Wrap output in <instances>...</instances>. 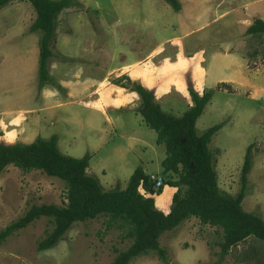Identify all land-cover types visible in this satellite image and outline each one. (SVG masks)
Masks as SVG:
<instances>
[{
	"label": "rangeland",
	"instance_id": "rangeland-1",
	"mask_svg": "<svg viewBox=\"0 0 264 264\" xmlns=\"http://www.w3.org/2000/svg\"><path fill=\"white\" fill-rule=\"evenodd\" d=\"M215 2L210 0L207 5V16ZM227 3H233V7L225 6L218 12L233 8L234 13L212 22L208 33L184 34L196 23L187 22L185 16L181 19L164 0H71V5L57 15L50 44L53 56L48 60L49 74L58 85L56 82L55 86L45 85L50 88L41 93L40 33L29 31L35 12L25 0L11 1L0 9V138L30 143L37 137L48 139L56 135L62 154L74 158L90 155L87 172L99 180L104 191L124 189L133 171L141 168L152 181L162 182L160 189L154 186L158 194L152 197L155 208L167 213L175 189L166 182L177 177L163 173V145L156 143L155 132L137 114L135 102L125 104L121 98L125 92L121 94L114 88V80L122 78L121 75L110 74L144 57L146 64L149 62L158 70L154 76L169 70L177 73L172 76V83L176 84L173 93L155 94V101L166 113L181 116L192 104L189 86L199 95L211 92V100L195 128L200 135L209 127L221 126L208 149L213 154L222 192L234 196L240 190L244 156L251 146L252 165L242 208L264 221V39L245 33L255 19L264 20V0ZM232 20L234 26L232 22L228 25L227 21ZM175 37H180L177 43L171 40ZM181 43L186 54H194L195 62L202 66L200 69H207L203 83L194 84L190 71L182 72L185 58L178 53L181 51L187 57L190 54L180 50ZM219 48H228L230 52L224 55L217 51ZM215 52L218 55L214 57ZM151 53L152 57L148 56ZM69 63L85 65L86 70L81 73L91 76L85 78L87 86L105 81L93 88L100 92V97L103 94H109V99L115 97L106 107L101 106L103 111H97L92 98H85L84 94L68 99L60 86L67 87L72 82L71 72L64 80L60 79L67 74ZM179 75L187 94L179 92ZM221 82L228 83L229 89L220 88ZM115 100L120 104H115ZM31 117H36L38 124L29 123ZM65 190L63 181L40 171L22 172L6 167L0 176V231L31 205H63ZM51 228L49 220L42 217L3 240L0 264H109L131 243L122 238L123 231L107 227L106 219L98 218L74 223L54 247L37 251V242ZM221 241L220 229L201 225L198 219L191 218L160 236L166 261L150 252L130 264H264V241L250 237L219 261Z\"/></svg>",
	"mask_w": 264,
	"mask_h": 264
},
{
	"label": "trees",
	"instance_id": "trees-1",
	"mask_svg": "<svg viewBox=\"0 0 264 264\" xmlns=\"http://www.w3.org/2000/svg\"><path fill=\"white\" fill-rule=\"evenodd\" d=\"M11 1L0 0V9ZM25 1L35 12L29 31L40 33L38 90H41L45 85L55 86L48 68V60L53 55L50 44L57 15L71 5V0ZM164 1L174 12L180 11L178 0ZM245 33L264 39V21L255 19ZM113 84L138 95L136 112L145 125L155 132L156 143L164 147L165 157L161 162L163 173L177 177L166 182L167 186L175 189L169 211L163 213L155 208L152 196L158 194L154 190L156 182L141 168L133 171L124 189L115 187L111 191H104L99 181L87 172L90 155L74 158L62 154L56 136L48 139L38 137L27 144L0 142V176L8 166L22 172L40 171L63 181L66 189L63 205H31L21 217L0 231V243L42 217L49 220L52 228L37 242L39 252L54 247L74 223L105 218L107 227L115 226L123 231L122 238L131 240L130 245L119 251L109 264H130L132 260L150 252H156L166 261L165 250L159 243L160 236L191 218L198 219L201 225L221 230L219 261L250 237L264 241L263 219L242 208L252 165L251 146L247 147L244 156L240 190L231 196L218 187L213 154L208 149L212 136L221 126L209 127L200 135L196 132V121L211 100V92L204 91L199 95L189 86L192 104L181 116L175 117L163 111L155 101L153 91L140 83L122 76ZM219 87L229 89L226 83H220Z\"/></svg>",
	"mask_w": 264,
	"mask_h": 264
},
{
	"label": "crops",
	"instance_id": "crops-1",
	"mask_svg": "<svg viewBox=\"0 0 264 264\" xmlns=\"http://www.w3.org/2000/svg\"><path fill=\"white\" fill-rule=\"evenodd\" d=\"M227 1L228 0H226V1L225 0H216L214 9L210 10V16H207L208 12H206V9H207V5L210 4V0H178V2L180 3L181 9H180V11L176 12L177 16H180L181 19L183 16H185L187 19V22H195L196 23L195 27H194L195 29L191 28L190 31H186L184 34H190L193 31H200V32L208 33L207 30L210 28L212 22L220 21L221 19H225V17L227 19L229 17L230 12H231V14L234 13L233 8L231 10L229 8H227V9L222 10L221 12H218V10H217V9L223 8L225 6L230 7V5L233 4V3L228 4ZM186 4H189L190 7H187ZM232 7H233V5H232ZM259 19L262 20L263 18L260 17ZM229 22H232L231 26H234V20L227 21L228 25H229ZM249 25H250V23H249ZM171 40L173 42L177 43L180 40V37H175V38H172ZM181 45L184 46V44L181 43L180 45H178L181 48L180 50H182L183 53L185 52V54H186V50ZM217 51L219 53L223 52V54L226 55L230 52V49L219 48V49H217ZM215 53H213L214 57L218 55V53H216V54ZM176 54H175V56H177ZM187 54L188 55L190 54V56L187 57L185 55H182L181 51H180V53H178V56H180V58H185L184 62L186 63V67H184L182 69V72L187 73L188 71H190L189 72L191 74L190 79H193L194 84L195 83L196 84L197 83L198 84L203 83L202 77H206V74H207L206 70L207 69L206 70L200 69V68H202V66L198 62H195L196 58L193 57V55H194L193 53L188 52ZM152 55H153L152 53L148 54V56H151V57H152ZM144 59H145L144 57L143 58L141 57L138 60H136L135 62H133L129 65L123 66L120 70L110 72V74L111 75L114 74L115 77H119L120 75H121V77L125 76V77L129 78L132 82L144 83V84H142V83H140V84L143 85L144 87H146L147 89L153 91L154 97H155V94L156 95L159 94L160 91H162V95H168L169 93H173L172 87H175L176 84L172 83V76H174L177 73L173 74V72L169 70L167 72H164V74H161V76H154V75H156V73H158V70L153 68V65H150L149 62H148V64H146L147 62H145ZM186 59H188L189 61L186 62ZM66 67H68L66 69L67 74L63 78H61L60 80H64L68 76L69 72H71L72 82H69L67 84L68 85L67 87L63 86L62 84H61L62 86H60V85L59 86L61 87V89H62V87H63V89H65L66 95L68 96V99L72 100L73 98H76L75 97L76 95L82 96V94H84L85 98H92L91 102H92V104L93 103L95 104L93 106L97 111H103L101 106L104 105L106 107L108 105V101L110 99L115 98L113 96L110 99L107 98V96L109 94H103L100 97V94H99L100 92L97 93L96 91H94L93 88L100 86L105 81L99 80L97 85L95 82H91V83H89V86H87L85 78H87V77L91 78V76H84V73H81L82 71L86 70L85 65L81 66V65H78L75 63H69L68 65H66ZM87 71H89V70H87ZM179 76H180L179 77L180 79H178V82L180 84V85H178V87L180 89L179 92L183 93V91H184V94H187L184 83L181 79L182 75H179ZM55 82L58 85V82L57 81H55ZM226 82H230V80H226ZM226 82H221V83H226ZM226 84H228V83H226ZM113 86L115 89L120 91L121 94H122V91L125 92L122 95L123 97H121L122 100L125 102V104L135 102V105H136L135 108L138 107L139 97L135 92H133L129 89L127 90L126 88H122L120 86H116V85H113ZM45 88L48 90L50 87H48V86L43 87L41 90H39V92H41V93L45 92L46 91ZM96 90L99 91V89H96ZM108 93H113V91L108 92ZM56 99H59V98H56ZM102 100H103V102H102ZM117 101L116 100L114 101L115 104H120V102L117 103ZM96 104H98V105H96ZM117 106H118V108H121L122 104L117 105ZM8 117H10V116H8ZM12 118L13 117H11V121L14 120V118L13 119ZM24 118L25 117H23V119ZM24 120L26 121V119H24ZM9 121H10V119H9ZM32 122H34V123L36 122L38 124L36 117H31V120H29V123H32ZM54 136H56V135H54ZM4 138L5 137L0 138V142H4L7 144H13V142H8V140H6V138L4 140ZM29 142L31 143V141H29ZM57 142H58V137H57ZM14 143H16V142H14ZM20 143H26V142H20Z\"/></svg>",
	"mask_w": 264,
	"mask_h": 264
},
{
	"label": "built area",
	"instance_id": "built-area-1",
	"mask_svg": "<svg viewBox=\"0 0 264 264\" xmlns=\"http://www.w3.org/2000/svg\"><path fill=\"white\" fill-rule=\"evenodd\" d=\"M162 182L160 180L156 181V186L159 187L161 186Z\"/></svg>",
	"mask_w": 264,
	"mask_h": 264
}]
</instances>
